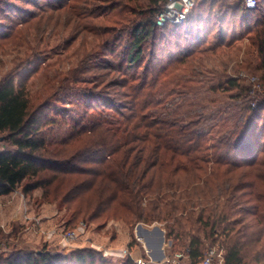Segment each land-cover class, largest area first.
I'll list each match as a JSON object with an SVG mask.
<instances>
[{
    "label": "trees",
    "instance_id": "16d2710c",
    "mask_svg": "<svg viewBox=\"0 0 264 264\" xmlns=\"http://www.w3.org/2000/svg\"><path fill=\"white\" fill-rule=\"evenodd\" d=\"M21 1L46 14H68L72 9L61 3L40 7L33 0ZM104 1L106 10L118 9L114 22L119 27L112 41L127 36V52L113 53V61L96 66L83 64L81 60L64 75H55L52 81H47L44 86L51 93L43 98L37 91L31 94L24 79L16 81L10 75L0 78V134H5L3 141L9 143V147L0 152V197L12 193L29 179L33 181L25 184L24 194L52 185L56 191L67 185L61 201L72 204V220L94 221L109 213L107 217L121 218L131 227L163 224L165 241L171 242V251L188 249L192 264L202 256L204 241L223 250L224 264H247L250 246L259 239L254 240L253 233L249 232L252 223L235 216L243 210L241 206L252 190L256 206L247 209L246 214L254 212L252 215L258 223L264 221V194L256 193L254 181L249 180L264 176L253 172L256 165L253 153L263 152V143L244 140V143H237L236 137L238 134L240 137L243 124L236 117L231 127L218 130L213 136L211 131L217 123L208 130L201 127L197 121L200 115L194 111L192 103L180 113L177 112L180 106L172 101L170 109L159 111L165 103L168 75L175 70L176 64H186L189 55L167 65L152 66V63L158 57V42L165 36L173 37L186 23H196L195 27L200 30L203 22L205 29L210 22L220 25L219 28L229 19L242 22L244 17L259 9L260 0L253 10L245 9L238 0L222 5L216 21L214 4L219 0H196L182 24L163 27L156 25V16L168 0ZM9 5L0 0V11ZM38 16L39 13L30 12L20 24L30 26L29 22ZM38 19L29 29L41 34L50 28L52 16L41 15ZM26 28L18 31L10 41H6L10 36L5 35L0 48L14 45L23 37ZM249 40L259 60L256 71L261 73L259 81L264 90V20ZM148 42L151 43V60L142 66ZM112 44L108 42L95 54L107 52ZM163 48L159 51L166 55ZM189 70L194 72L192 67ZM186 81L191 82L179 78L174 86H184ZM239 87L237 79L228 78L224 87L206 88L199 84L191 87L189 94L195 103L203 99L200 96L202 88L210 92H229ZM240 96L238 93L229 98L239 100ZM53 104H74L77 108L70 110L71 117L65 114L63 120H59L60 113L56 112V117L49 115L52 109H57ZM45 110L49 112L43 114ZM60 111L68 113L65 107ZM263 111L264 99L253 107L247 106L248 122ZM47 127H50L48 134ZM92 156L100 158L88 160L86 167L77 166ZM239 156L243 161L236 160ZM238 170L245 171L237 175ZM193 209L199 211L194 214ZM244 220L247 221L245 225ZM262 233L261 239L264 229ZM218 238L222 242L217 243ZM97 255L92 250H79L61 257L45 247L38 251L23 248L0 255V264H62L67 260L95 264ZM141 257L147 259L145 255ZM126 264L136 263L127 259Z\"/></svg>",
    "mask_w": 264,
    "mask_h": 264
},
{
    "label": "rangeland",
    "instance_id": "374dc122",
    "mask_svg": "<svg viewBox=\"0 0 264 264\" xmlns=\"http://www.w3.org/2000/svg\"><path fill=\"white\" fill-rule=\"evenodd\" d=\"M33 1L40 7L61 3L67 7L72 6V9L68 14H65V12H48L46 14L39 12L35 6L27 5L21 0H5L11 6L9 5L3 11H0V31H2L0 41H4L5 35L10 36L6 38V41H10L18 31L27 28L22 34L23 37L17 39L14 45L8 44L0 48V78L4 75H10L16 81L24 79L31 94L37 91L38 94H42L40 98H43L51 93L50 89L45 88L44 84L47 81H52L55 75H64L67 70L77 66L81 60L83 64L96 66L106 61H113V53L114 55H120L121 51L127 52L129 49L127 36L121 37L117 42L112 41L119 27L114 22V15L118 13V9L106 10L105 7L107 6L105 5L107 4L104 0ZM113 1L118 2L120 0ZM232 3H236V0H219L217 3L215 2L214 16H216L214 21L220 15L218 14L219 8H223L222 5L226 6ZM19 10H21V13ZM30 12L39 13L38 18L41 15L45 17L47 15L52 16L50 28L41 34L40 32L36 34L31 28L29 29V27L35 26L39 20L38 18L29 22L30 26L28 24L22 26L20 23L27 18ZM244 18L242 22L236 18L226 20L221 28H219L220 25H211L210 22V26L205 29L203 25L206 23L203 22L201 27L199 26L200 30L195 27L196 23L192 24L193 22H191L190 25L186 23L183 28L177 29L173 37L165 36L158 42V45L156 43V55L158 57L153 61L152 66L167 65L172 61H177L176 59L189 55L186 64H176L174 66L175 70L168 75V83L164 88L165 103L158 110L164 112L167 108L170 109L169 102L172 101L177 102L180 106L177 110L180 113L188 109V103H192L194 111L200 115L197 121L200 122L201 127L208 130L217 123V126L212 128L211 131L213 136L216 135V131H225V129L231 127L236 117L242 120L243 125L240 129V137L238 134L236 137V140H238L235 141L237 143H263L262 149H264V111L259 117L253 118L249 122L248 114L245 112L247 106L251 105L253 107L258 101L264 99V90L259 81L261 73L256 71L259 60L256 57L255 48L251 46L249 40V37L255 33L256 29H259L261 22L264 20V0H260V7L257 11ZM16 23L18 24L16 25ZM108 42L113 44L107 52L102 51L95 54L100 51V47L105 46ZM161 47L166 50V55L159 51V48L162 49ZM150 50L151 43L148 42V46L145 47L142 66L151 60ZM171 52L173 53L172 56H170ZM171 65L170 67H172ZM191 67L194 68V72L189 70ZM179 78H185L191 82L186 81L184 86L181 84L176 87L174 84ZM228 78L237 79L242 88L239 87V90L229 92H221V90L210 92L204 91L205 88H202L200 96L203 99H198L195 103V99L192 101L193 96L189 94L191 87L199 84L200 87L204 85L206 88L207 86L218 87L219 85L224 87ZM238 93L241 94L239 100L229 98L231 95ZM53 105L58 110L52 109V106L49 108V111L52 109L49 115L56 117L55 114L58 112L60 113L59 120H63L65 114L71 117L70 110L74 111L77 108V105L74 104H67L66 106L62 104ZM63 107L66 108L68 113L60 111ZM49 111L45 110L43 114ZM201 116L204 118L201 119ZM68 120L71 119L68 118ZM247 125L249 128L247 127L244 131L243 129ZM49 128L45 129L47 134ZM4 137L5 134H0V143L5 150L9 147V143L3 141ZM99 158L100 156L88 157L84 159V162L78 163L77 166L86 167L85 163L88 160L97 161ZM253 159L256 161L253 172L264 174V151L258 153V150H256L253 153ZM236 160L243 161L241 156L237 157ZM91 167L94 168L95 166L92 165ZM243 171L245 170H238L237 175ZM260 176L263 179L264 176ZM262 179L249 178L250 181H254L256 193L261 192L264 194ZM32 181L33 179L24 181L12 193L0 197V255H8L16 249L27 248L38 251L45 247L61 257L79 250L95 251L98 254L95 264H126L127 259L133 260L142 255L151 257L143 237L136 232L137 225L131 227L126 225L121 218H109L107 217L109 213L94 221L72 220L70 218V206L72 207V204L61 201L65 189L68 188L67 185L56 191H53L55 185H52L50 188H38L24 194L23 187ZM45 191H48V193L45 194ZM250 191L252 194L249 198H246V203L244 202L245 204L243 203L244 205L241 206L243 210L235 218H242L247 220L248 223H252L249 232L253 233L254 240L259 239L258 243L253 242L250 246V258L247 264H264V237L261 239L260 236V234H263L264 221L258 223L256 217L252 215L254 212H251V215L246 214L247 209L252 210L256 206L253 191ZM262 207L264 208V200H262ZM198 211V209H193L192 213L195 214ZM41 215L48 216V218L38 220L39 217H42ZM245 220L244 225L247 222ZM80 224L85 225L84 232L78 231ZM142 226L150 230L153 227H158L164 232L163 224L155 223L150 226ZM53 228L75 231L76 234H79L65 249L60 246L59 239L54 238L50 242H46L40 235L41 230L48 231ZM38 230L40 231L38 232ZM137 235L140 236V239ZM220 241L222 242V239L218 238L217 243ZM209 245V241H204V248ZM126 249L129 250L130 255L125 257L117 255L122 254ZM145 251L148 254H145ZM105 252L112 254L104 255ZM61 263L76 264L73 260Z\"/></svg>",
    "mask_w": 264,
    "mask_h": 264
},
{
    "label": "built area",
    "instance_id": "2783aa9c",
    "mask_svg": "<svg viewBox=\"0 0 264 264\" xmlns=\"http://www.w3.org/2000/svg\"><path fill=\"white\" fill-rule=\"evenodd\" d=\"M196 0H168L164 8L156 16V25L163 27L165 25H180L182 24L195 5ZM245 9L253 10L258 5V0H238ZM4 149L0 143V152ZM40 230H38L39 232ZM79 232L85 231V225L80 224L78 227ZM79 234V233H78ZM75 231H65L59 229H50L48 231H40V235L44 241L50 242L54 238L59 239V244L62 248H68L77 235ZM112 253L105 252L104 255ZM145 254H148L145 251ZM115 255V254H114ZM121 257L130 255L129 250H124L123 253L117 254ZM136 264H192L189 257V250L172 252L171 242L164 241L163 245V258L160 261H155L151 257L143 259L138 256L133 259ZM195 264H224V252L220 247L208 246L203 251L202 256Z\"/></svg>",
    "mask_w": 264,
    "mask_h": 264
},
{
    "label": "water",
    "instance_id": "95a60500",
    "mask_svg": "<svg viewBox=\"0 0 264 264\" xmlns=\"http://www.w3.org/2000/svg\"><path fill=\"white\" fill-rule=\"evenodd\" d=\"M136 232L143 237L146 248L150 251L151 258L155 261H160L163 258V245L165 241L163 230L158 227H153L150 230L139 224L136 227Z\"/></svg>",
    "mask_w": 264,
    "mask_h": 264
},
{
    "label": "crops",
    "instance_id": "0c3cea01",
    "mask_svg": "<svg viewBox=\"0 0 264 264\" xmlns=\"http://www.w3.org/2000/svg\"><path fill=\"white\" fill-rule=\"evenodd\" d=\"M41 216H42V215H41ZM41 218H42V219H47V218H48V216H44V215H43L42 217H39V219H38V220H42Z\"/></svg>",
    "mask_w": 264,
    "mask_h": 264
}]
</instances>
